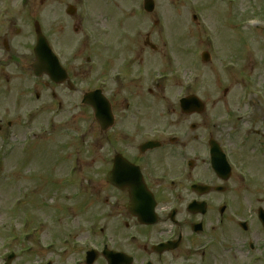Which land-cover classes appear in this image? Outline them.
<instances>
[{"label": "flooded vegetation", "instance_id": "1", "mask_svg": "<svg viewBox=\"0 0 264 264\" xmlns=\"http://www.w3.org/2000/svg\"><path fill=\"white\" fill-rule=\"evenodd\" d=\"M83 6L85 16L79 0H29L23 8L0 0V108L13 118L3 131L21 132L25 124L57 144L55 164L63 173L55 180L57 198L67 203L68 229L89 233L97 245L100 227L108 235L105 247L130 257V264L214 263L245 199L240 192L264 176V153L250 157L259 168L249 165L246 178L231 172L225 180L226 168L218 158L221 168H214L210 146L211 139L224 145L222 109L212 104L206 84L191 82L181 52L171 51L168 60L166 44L161 56L149 36L128 34L122 4ZM134 9L139 30L142 4ZM35 23L58 58L61 83L33 75ZM95 91L97 99L84 105ZM192 95L198 100L182 107ZM33 116L38 127L23 120ZM80 134L88 139L85 150L74 147ZM253 151L232 146L230 157L239 167ZM130 201H142V221L127 210ZM172 230L179 236L174 247L155 249Z\"/></svg>", "mask_w": 264, "mask_h": 264}, {"label": "rangeland", "instance_id": "2", "mask_svg": "<svg viewBox=\"0 0 264 264\" xmlns=\"http://www.w3.org/2000/svg\"><path fill=\"white\" fill-rule=\"evenodd\" d=\"M199 1L203 8H205V18L209 22L211 30L216 34L217 41H220V43L218 42L219 49L211 55L210 63L201 65L203 72L206 74L207 82L210 83L209 79L215 76L212 82H215L217 79L220 86L228 90L227 96L229 99L238 98L239 95L245 96L248 92L254 95L257 93L262 96L264 94V32L259 31V28L256 30L258 34L252 33L254 31L248 26V21H241L239 19L246 12L248 16L243 17L242 20L251 17L264 20V0H234L233 4H230L228 0H224V4L218 0ZM162 2L166 3L167 1L164 0ZM162 6L160 1L157 7H160L161 11L164 8ZM209 15H211L213 20L210 19ZM183 25L185 26V24ZM168 32H173L172 28H169ZM190 33L193 41L191 48L192 51L196 49L194 54L197 55V48H201V51L202 47H198L196 40L202 39L203 32L191 24ZM219 54L220 56H234L235 58L222 63ZM245 59H247V64L244 63ZM190 62L191 66L194 67L196 60L193 53L190 56ZM230 62L234 63L233 69L227 67ZM240 77L244 78L240 80ZM240 109L243 110V108ZM11 150L12 148L10 147V149L7 148L0 152V156L3 159L1 161L2 165H0V264L3 263L2 259L8 252L15 253V259L11 264H45V261L40 262L42 261L40 258L44 254L35 248L34 242L33 252L29 256L24 252L25 242L19 235L22 232H26L27 229L24 230L20 226V222H22L23 218H27L30 222L28 228L30 230L34 216L37 220L42 219L46 221L47 227L43 230L42 236L44 238L47 237L49 231L55 227L54 213L50 206L51 200L48 195L52 194L54 196L55 191L48 190L44 192L40 185L34 186V183L27 184L26 186L24 156L20 161V170H18V165L10 161V158L15 153ZM38 157L40 158V156ZM14 166L17 169L9 170ZM244 195L248 197L247 199L251 203L249 198L251 195L247 193H244ZM30 199L34 201L33 207H36L32 211L29 209ZM45 200L47 205L43 204ZM245 215H249L248 209L245 210ZM258 232L260 233L261 231L256 229L253 232L254 236L256 235L259 240H262L264 233L262 232L263 234L261 235ZM233 241L242 242L244 239L233 234ZM241 245L242 243H240L239 250L244 248ZM67 260H71V258ZM247 261L248 259L243 255V257L240 256L238 258L235 264H247ZM55 263L53 262V264ZM224 264L234 263L230 257H225Z\"/></svg>", "mask_w": 264, "mask_h": 264}]
</instances>
